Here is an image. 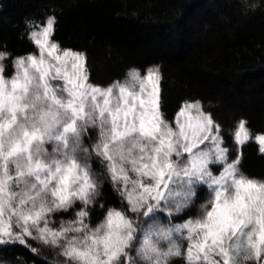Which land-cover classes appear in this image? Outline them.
<instances>
[{
    "label": "snow or ice",
    "instance_id": "6c2138e0",
    "mask_svg": "<svg viewBox=\"0 0 264 264\" xmlns=\"http://www.w3.org/2000/svg\"><path fill=\"white\" fill-rule=\"evenodd\" d=\"M55 23L50 16L30 33L38 54L17 58L10 79L0 52V244L34 255L29 240L59 248L56 264H264V182L239 174V156L229 162L220 125L201 102L185 100L170 122L158 67L131 69L123 83H92L86 54L52 39ZM234 139H249L245 120ZM255 140L264 153V134ZM102 179L127 207H107L92 227ZM194 206L182 223H147L158 211ZM74 208L72 219L52 224ZM127 212L145 217L141 235Z\"/></svg>",
    "mask_w": 264,
    "mask_h": 264
},
{
    "label": "trees",
    "instance_id": "16d2710c",
    "mask_svg": "<svg viewBox=\"0 0 264 264\" xmlns=\"http://www.w3.org/2000/svg\"><path fill=\"white\" fill-rule=\"evenodd\" d=\"M49 16L56 20L52 39L86 54L92 83L106 87L131 69L143 74L158 67L166 118L172 122L185 100H199L220 125L229 161L239 156L240 174L264 181V153L253 139L264 132V0H0L4 76H12L16 57L37 52L29 32ZM240 120L246 121L250 137L237 146L234 132ZM89 136L85 140L90 146L95 132ZM94 168L100 170L98 162ZM214 168L218 173L219 165ZM99 192L87 221L92 227L107 207H127L109 180H101ZM205 193L196 206L206 202ZM76 208L57 213L52 224L72 219ZM195 214V206L171 216L158 211L147 223L168 226ZM127 215L141 235L145 217ZM29 243L39 255L19 243L0 244V264H56L64 259L59 248ZM130 251L135 257V250ZM172 264L184 262L173 258Z\"/></svg>",
    "mask_w": 264,
    "mask_h": 264
},
{
    "label": "rangeland",
    "instance_id": "374dc122",
    "mask_svg": "<svg viewBox=\"0 0 264 264\" xmlns=\"http://www.w3.org/2000/svg\"><path fill=\"white\" fill-rule=\"evenodd\" d=\"M50 17V16H49ZM48 18V17H47ZM46 18V19H47ZM46 19H45V21H46ZM43 26V24L42 25H38V26H36V27H33V28H31V30H30V32H29V37H30V33L32 32V31H37L39 28H41ZM31 54H33V53H31ZM34 54H38L37 52L36 53H34ZM27 55H29V54H26V55H22V56H19V57H26ZM19 57H16L15 59H14V61L17 59V58H19ZM149 68H152V67H149ZM148 68V69H149ZM147 69V70H148ZM147 70H146V72H147ZM17 72V69H16V66H15V64H14V72H13V74H12V76H10V77H6L5 76V78L6 79H10V78H12L13 76H14V74ZM129 72V71H128ZM146 72L145 73H143V74H141V75H144V74H146ZM125 79H126V77L123 79V80H121L120 82L121 83H123L124 81H125ZM174 126V125H173ZM259 134H264V132L263 133H259ZM257 135V134H256ZM256 135L253 137V139L255 140V137H256ZM249 137H250V135H249ZM234 141H235V139H234ZM256 141V140H255ZM237 146H240V145H237ZM258 146H259V144H258ZM259 148H260V146H259ZM235 160V159H234ZM232 161V160H231ZM231 161H229V162H231ZM220 167V166H219ZM220 169V168H219ZM215 174H219V171H218V173L216 172ZM239 174H240V172H239ZM257 181V180H256ZM259 182H264V181H259ZM164 213H166L167 214V212H164ZM168 215V214H167ZM174 225V224H173ZM168 226H171V225H168ZM165 227H167V226H165ZM161 243V246L163 245V246H167V243L165 242V241H161L160 242ZM187 243V242H186ZM139 245H137V247H138ZM162 246V247H163ZM249 264H255V262H251V263H249Z\"/></svg>",
    "mask_w": 264,
    "mask_h": 264
}]
</instances>
